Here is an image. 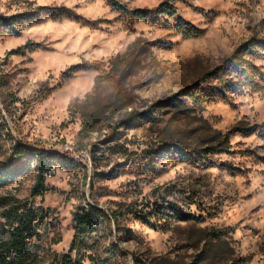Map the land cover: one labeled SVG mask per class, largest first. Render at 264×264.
Returning a JSON list of instances; mask_svg holds the SVG:
<instances>
[{"label": "rangeland", "instance_id": "1", "mask_svg": "<svg viewBox=\"0 0 264 264\" xmlns=\"http://www.w3.org/2000/svg\"><path fill=\"white\" fill-rule=\"evenodd\" d=\"M138 9L152 19L132 18ZM0 15H33L0 25V162L20 144L59 157L43 198H31L34 170L0 195L49 211L47 249L68 253L78 207L111 215L163 189L171 196L155 201L196 218L117 214L86 239L84 263L264 264V90L238 76L245 66L264 78V55L232 58L264 41V0H0ZM229 68L237 88L225 92Z\"/></svg>", "mask_w": 264, "mask_h": 264}, {"label": "trees", "instance_id": "2", "mask_svg": "<svg viewBox=\"0 0 264 264\" xmlns=\"http://www.w3.org/2000/svg\"><path fill=\"white\" fill-rule=\"evenodd\" d=\"M162 14L169 17L176 15L174 6L164 3L160 6ZM127 14V12H125ZM132 18L149 22L153 17V10L138 9L131 13ZM26 21L24 15L6 17L0 15V25L3 28L10 29L14 26L23 25ZM180 30L183 35L199 36L202 33L195 28L180 24ZM16 29L14 28L12 32ZM31 48L29 44L10 50L6 53V59L12 56H24L26 50ZM264 55V41H254L252 44L246 43L241 46L233 55L234 61L243 62L246 56L262 57ZM246 62V61H245ZM238 63H236L237 65ZM230 66L235 67L234 64ZM253 74L247 67L239 66V79L241 87L250 88L253 93L262 92V81L264 78L255 74V67H250ZM255 69V70H254ZM231 70L226 71L225 76H221L222 91H233V80L228 79L231 76ZM220 68L208 74L211 77ZM191 96L195 100L202 98L198 92ZM176 102V101H175ZM178 105V103H171ZM210 150V151H209ZM208 150V153L214 152L215 148ZM58 155L40 148L27 147L22 144L12 148L10 158L0 162V186L9 185L15 178L25 174L28 170L35 172V184L31 191V198H43L49 191L47 180L55 172ZM171 196L170 191L159 189L155 192V197L143 199L140 204H135L108 215L107 212L96 205L86 204L78 207L74 213V237L71 247L67 254L58 255L46 248L49 237L50 225L48 222L49 211L43 207L37 206L31 199L21 200L15 195L8 193L0 195V264H85L87 245L86 239L96 233L105 220L120 216H133L147 224L155 222H188L194 220L196 216L187 213L179 204L160 203L158 199H164V196ZM155 198H158L155 201ZM165 201V200H164Z\"/></svg>", "mask_w": 264, "mask_h": 264}]
</instances>
